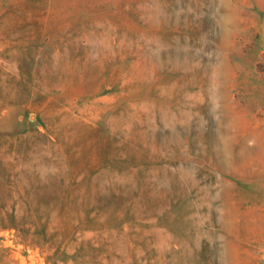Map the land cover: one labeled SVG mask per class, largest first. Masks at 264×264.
Here are the masks:
<instances>
[{
	"label": "rangeland",
	"instance_id": "obj_1",
	"mask_svg": "<svg viewBox=\"0 0 264 264\" xmlns=\"http://www.w3.org/2000/svg\"><path fill=\"white\" fill-rule=\"evenodd\" d=\"M0 264H264V0H0Z\"/></svg>",
	"mask_w": 264,
	"mask_h": 264
}]
</instances>
